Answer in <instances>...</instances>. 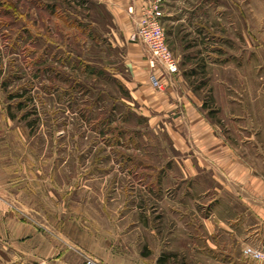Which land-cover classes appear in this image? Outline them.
Wrapping results in <instances>:
<instances>
[{
  "label": "rangeland",
  "instance_id": "obj_1",
  "mask_svg": "<svg viewBox=\"0 0 264 264\" xmlns=\"http://www.w3.org/2000/svg\"><path fill=\"white\" fill-rule=\"evenodd\" d=\"M161 23L185 93L164 109L105 0H0V180L135 264H264V0H162Z\"/></svg>",
  "mask_w": 264,
  "mask_h": 264
},
{
  "label": "crops",
  "instance_id": "obj_2",
  "mask_svg": "<svg viewBox=\"0 0 264 264\" xmlns=\"http://www.w3.org/2000/svg\"><path fill=\"white\" fill-rule=\"evenodd\" d=\"M105 1L121 21L134 23L139 0ZM128 7L131 11L127 10ZM130 43L138 57L141 51L144 53L147 63L146 49L139 43ZM148 69L146 79L155 70L161 85L149 90L146 79H139L140 84L134 89L137 96H141L142 91H147L151 96L155 93L154 103L163 109L171 106L175 98L185 97L184 91L178 92V86L174 84L179 80L177 72L169 74L161 72L158 67L152 69L149 66ZM189 111L186 109L183 114ZM192 118V127H199L200 131L207 133L203 116L194 110ZM205 141L208 142L209 138ZM197 145L203 153L200 160L212 162L214 149L211 146L207 148L203 141ZM228 161L223 166L226 171L229 170L234 177L240 173V179L244 180L247 171L237 161ZM28 201L22 204L17 187L12 182L0 180V264H81L86 255L98 259L101 264H135L127 254L128 245L123 235L108 237L106 226L99 219L88 220L72 213L53 215L51 211L36 209Z\"/></svg>",
  "mask_w": 264,
  "mask_h": 264
},
{
  "label": "built area",
  "instance_id": "obj_3",
  "mask_svg": "<svg viewBox=\"0 0 264 264\" xmlns=\"http://www.w3.org/2000/svg\"><path fill=\"white\" fill-rule=\"evenodd\" d=\"M162 0H147L137 7L133 27L129 33V39L142 45L147 53V64L154 69L158 66L161 72H177V61L165 40V34L161 23ZM131 11V8H127ZM149 81L153 86L160 87L161 83L155 74V70L149 74ZM244 252L256 257L259 252L246 247ZM81 264H101L98 259L86 255Z\"/></svg>",
  "mask_w": 264,
  "mask_h": 264
}]
</instances>
